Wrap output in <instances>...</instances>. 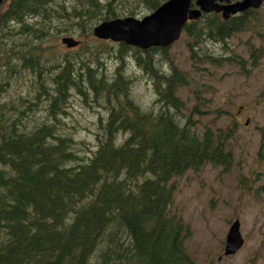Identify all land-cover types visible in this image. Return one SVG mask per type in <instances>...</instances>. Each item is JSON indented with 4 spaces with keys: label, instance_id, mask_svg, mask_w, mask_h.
<instances>
[{
    "label": "trees",
    "instance_id": "obj_1",
    "mask_svg": "<svg viewBox=\"0 0 264 264\" xmlns=\"http://www.w3.org/2000/svg\"><path fill=\"white\" fill-rule=\"evenodd\" d=\"M164 1L0 4V264H194L185 250L188 227L171 210L172 180L205 164H227L231 135L208 126L199 131L191 115H177L184 106L177 89L188 81L166 48L139 50L119 42L117 66L108 76L100 61L106 46L84 44L94 39L99 22L134 16L139 5L150 12ZM253 12L228 19L208 13L187 22L189 58L202 57L196 47L204 40L224 44L245 29ZM73 34L82 43L58 55V37ZM127 51L151 80L157 111L143 110L131 97ZM258 52L251 48V68ZM157 53L169 70L157 66ZM209 58L247 71L246 60L235 54ZM26 76L33 88L28 100L9 99L11 84ZM71 90L106 113L98 116L96 144L85 156L59 131L58 115ZM40 107L43 119L36 115ZM192 112L200 113L197 106ZM258 132L263 144L264 124Z\"/></svg>",
    "mask_w": 264,
    "mask_h": 264
},
{
    "label": "rangeland",
    "instance_id": "obj_2",
    "mask_svg": "<svg viewBox=\"0 0 264 264\" xmlns=\"http://www.w3.org/2000/svg\"><path fill=\"white\" fill-rule=\"evenodd\" d=\"M133 2L127 5L138 4ZM136 10L134 17L138 18L149 13L143 5ZM252 16L246 28L224 44L204 40L196 47L202 57L195 60L189 58L186 46L189 40L185 33L165 52L188 81L177 89L184 105L177 115L184 118L191 115L199 131L208 126L214 132L221 129L231 135L227 149H231L232 155L227 164H205L197 171L188 170L172 180L171 210L188 227L185 250L194 264H264V143L261 144L258 132V127L264 124V4ZM72 36L83 40L75 34ZM60 38L55 49L58 55H63L69 49L60 43ZM98 42L90 39L84 44L106 46L100 51V61L104 62L103 70L111 76L117 66L119 44ZM252 47L259 51V58L251 68ZM127 54L125 74L132 81L131 97L143 110L157 111L159 106L154 103L156 96L151 80L135 64L132 51ZM233 54L246 60L247 71L240 70L236 63L223 59L213 62V58H209ZM156 61L162 70H169L168 61L158 53ZM31 81L26 76L13 82L9 99L20 96L28 100L27 95H31L33 89ZM91 102L86 103L71 90L64 112L58 115L60 134L74 140L75 150L81 156L90 154L89 149L95 147L98 116L106 114L103 106ZM195 106L199 114L192 112ZM42 111L40 108L36 114L41 119L46 115ZM118 136L123 138L121 134ZM235 218L240 221L244 245L236 254L222 256L227 230Z\"/></svg>",
    "mask_w": 264,
    "mask_h": 264
},
{
    "label": "water",
    "instance_id": "obj_3",
    "mask_svg": "<svg viewBox=\"0 0 264 264\" xmlns=\"http://www.w3.org/2000/svg\"><path fill=\"white\" fill-rule=\"evenodd\" d=\"M264 0H166L151 13L142 18L132 16L105 20L93 28V35L100 39L121 41L139 48L152 46L168 47L178 39L183 25L189 19H196L201 12L221 13L222 18L257 8ZM2 0H0V3ZM66 47H75L79 41L63 37ZM243 244L239 231V220L235 219L226 234L224 255L234 254Z\"/></svg>",
    "mask_w": 264,
    "mask_h": 264
},
{
    "label": "bare ground",
    "instance_id": "obj_4",
    "mask_svg": "<svg viewBox=\"0 0 264 264\" xmlns=\"http://www.w3.org/2000/svg\"><path fill=\"white\" fill-rule=\"evenodd\" d=\"M39 16H40V15H39ZM36 23H38V22H36ZM82 65H84V64H82ZM146 68H147V67H146ZM151 68H152V67H151ZM151 71H152V70H151ZM170 74H171V73H170ZM72 76H73V75H72ZM163 76H164V74H163ZM66 77H69V75H66ZM62 78H64V77H62ZM161 78H162V77H161ZM67 79H68V78H67ZM69 79H70V77H69ZM74 79H75V78H74ZM156 79H157V78H156ZM166 79H167V78H166ZM62 80H64V79H62ZM71 80H72V79H71ZM71 80H70V81H71ZM77 80H78V79H77ZM65 81H66V80H65ZM65 81H64V85L66 84ZM68 81H69V80H68ZM68 81H67V82H68ZM76 82H77V81H76ZM154 82H155V81H154ZM74 83H75V82H74ZM168 83H169V82H168ZM61 84H62V83H61ZM61 84H60V85H61ZM68 84H71V83L68 82ZM68 84H66V85H68ZM64 85H63V87H65ZM77 85H78V83H77ZM77 85L74 84V87L76 86V88H77ZM156 85H157V84H156ZM71 86H72V84L70 85V87H71ZM68 89H70V88H68ZM68 89H67V90H68ZM77 89H78V88H77ZM156 89H157V88H156ZM162 90H163V89H162ZM70 95H71V94H70ZM70 100H71V99H70ZM51 103H52V102H51ZM70 103H71V102H70ZM57 104H58V103H57ZM40 108H41V107H40ZM42 112H43V111H42ZM1 113H2V112H1ZM65 113H66V112H65ZM3 116H4V115H3ZM96 116H97V115H96ZM96 118H97V117H96ZM7 119H8V118H7ZM53 120H54V119H53ZM9 123H11V122H9ZM42 124H43V123H42ZM63 124H64V123H63ZM42 128H43V127H42ZM46 128H47V127H46ZM52 128H53V127H52ZM23 129H24V128H23ZM43 129H44V128H43ZM30 131H31V130H30ZM40 131H41V130H40ZM23 132H24V130H23ZM47 133H48V132H47ZM49 134H50V133H49ZM50 136H51V135H50ZM50 136H49V138H51ZM41 138H43V137H41ZM45 138H46V137H45ZM52 139H53V138H52ZM59 140H60V139H59ZM61 140H62V138H61ZM64 141H65V139H64ZM40 142H41V141H40ZM66 142H67V141H66ZM62 145H63V144H62ZM47 148H48V147H47ZM45 149H46V148H45ZM47 150H48V149H47ZM45 153H46V152H45ZM45 155H46V154H45ZM42 161H43V160H42ZM44 164H46V163H44ZM42 165H43V164H42ZM43 166H45V165H43ZM46 166H47V164H46Z\"/></svg>",
    "mask_w": 264,
    "mask_h": 264
}]
</instances>
